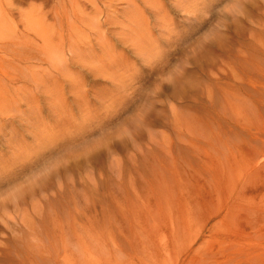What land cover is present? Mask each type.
<instances>
[{"label":"rangeland","instance_id":"obj_1","mask_svg":"<svg viewBox=\"0 0 264 264\" xmlns=\"http://www.w3.org/2000/svg\"><path fill=\"white\" fill-rule=\"evenodd\" d=\"M67 14L83 30L70 31ZM263 25L264 0H0V26L17 41L30 35L40 45L38 27L96 46L51 83L52 102L21 79L25 69L4 90L25 113L0 118V264H183L186 252L173 258V245L185 233L192 264H256L258 255L262 262ZM122 59L124 71L108 64ZM32 89L41 112L22 120ZM74 93L87 101L72 102ZM58 104L68 107L70 130L45 138Z\"/></svg>","mask_w":264,"mask_h":264},{"label":"bare ground","instance_id":"obj_2","mask_svg":"<svg viewBox=\"0 0 264 264\" xmlns=\"http://www.w3.org/2000/svg\"><path fill=\"white\" fill-rule=\"evenodd\" d=\"M169 2V1H168ZM178 2V1H177ZM185 2H186V0H185ZM129 3V2H128ZM128 3H127V5H128ZM179 3V2H178ZM177 3V4H178ZM127 5H125V7H127V8H129ZM180 5V4H179ZM178 5V6H179ZM133 6V5H132ZM131 6V7H132ZM181 7V6H180ZM126 9V8H125ZM136 9V8H135ZM129 10H130V8H129ZM128 10V11H129ZM71 11H73V10H71ZM78 11V10H77ZM76 11V12H77ZM125 11H127V9L125 10ZM78 13H79V11H78ZM150 13V12H149ZM56 14H58V13H56ZM65 14V13H64ZM74 14V13H73ZM249 14V13H248ZM68 15V14H67ZM72 14H70V15H68V16H66V18H68V20L66 21V23H68V25H69V29H70V31H71V28H75V29H77L76 31L77 32H80V30H83V28L81 29L77 24H80V25H82V26H85V23H77L76 21H69V19H71V18H74L73 16H71ZM77 15V14H76ZM154 15V14H153ZM246 15V14H245ZM60 16V15H59ZM69 16H71V18L69 17ZM130 16V15H129ZM48 17V16H47ZM46 17V18H47ZM61 17V16H60ZM133 17H135V16H133ZM249 17V16H248ZM33 18V17H32ZM35 18H36V16H35ZM40 18V17H39ZM38 18V19H39ZM45 18V19H46ZM75 18H76V16H75ZM127 18H129L128 16H127ZM126 18V19H127ZM38 19H36V20H38ZM42 19V18H41ZM77 19V18H76ZM133 19H135V18H133ZM158 19V18H157ZM248 19H250V18H248ZM31 20V19H30ZM35 20V19H34ZM47 20V19H46ZM60 20H63L62 18L60 19ZM59 20V21H60ZM110 20V19H109ZM108 19H107V21H109ZM128 20V19H127ZM130 21L132 20L131 19V17H130V19H129ZM136 20V19H135ZM254 21V20H253ZM31 23H32V21H30ZM115 22V21H114ZM9 23V22H8ZM47 23V22H46ZM49 23V22H48ZM52 23H54V22H52ZM63 23V22H62ZM5 24V23H4ZM7 24V23H6ZM50 24V23H49ZM57 24V23H56ZM89 25H86V27L87 26H89L90 28H92V26H95L96 25V22L95 21H92L91 23H88ZM123 24V23H122ZM10 25V24H9ZM31 25H33V23L31 24ZM44 25V24H43ZM1 26H3V25H1ZM1 26H0V54H3V55H0V118H3V116H4V114L5 113H8L9 111H15L16 113H17V116L19 117H17L18 119H20L21 118V116L20 115H24L23 113H25V112H22L21 110H20V108H22L21 107V104H23V103H21L22 101H14V100H9L8 98L9 97H4V90H7L8 91V86H10L11 87V85H10V83L11 84H13V82H12V80H16V77H17V72H20V73H23V70L25 69V70H27V71H29V73L27 74V76L25 77H22L21 79H24V80H26V82H28V80H31V82H33L34 84V89H36L37 91H38V93L40 94V93H43V94H45L46 96H48V94H49V98L48 99H46V101H49V102H52V98H53V94L57 91H55L54 92V88H52V89H50L51 87H52V84L51 83H53V85H56V86H58L59 84V76L60 75H62V72H63V70H66L67 68V66L68 65H70L71 63L72 64H74L75 63V60L77 59V56H78V54L83 50V48H85V47H87V48H89L90 49V52L92 53L93 51L94 52H96L95 51V47H92L91 45H92V42H85V43H83V45H80V44H77L76 42H71V39L70 40H68V41H64V39L63 38H59V40H57L56 38H50L48 35H47V33L44 31V32H42V31H40L39 29H37V28H34V27H32V28H34V29H32V30H34V32H35V37L39 40V41H41V44L40 45H38L37 43L35 44L34 42H36V41H34V39L35 38H29L28 36H30V35H26L27 36V40H22V41H17V39H16V36L15 37H11V35H10V33L12 32V30L10 29V28H1ZM26 26V25H25ZM40 26V25H39ZM56 26V25H55ZM57 26H58V24H57ZM146 26H148V25H146ZM264 26V25H263ZM4 27V26H3ZM36 27V26H35ZM42 27H44L45 28V26H42ZM98 27H100L101 28V26L100 25H98ZM97 27V28H98ZM43 28V29H44ZM80 28V29H79ZM88 28V27H87ZM149 28V27H148ZM148 28H146V29H148ZM64 28H62V30H63ZM89 29V28H88ZM27 30V29H26ZM50 30V29H49ZM58 30H59V28H58ZM58 30H56V31H58ZM61 30V29H60ZM252 30H254V29H252ZM11 31V32H10ZM17 31V30H16ZM93 31V30H92ZM10 32V33H9ZM27 32V31H26ZM29 32V31H28ZM31 32V31H30ZM53 32V31H52ZM60 32H62V31H60ZM59 32V33H60ZM73 32V31H72ZM76 32V33H77ZM87 32V31H86ZM7 33H8V35H10V37L12 38V40H10V41H8V42H6V37H8L7 36ZM15 33V32H14ZM63 33V32H62ZM70 33V35H71V32H69ZM68 33V34H69ZM92 33H95V32H92ZM172 33H174V32H171V34ZM58 34V33H57ZM101 34V33H100ZM17 35V34H16ZM18 35H20V34H18ZM34 35V34H33ZM54 35H56V34H54ZM84 35V34H83ZM98 35V34H97ZM173 35V34H172ZM174 35H176L175 33H174ZM173 35V36H174ZM61 36H63V35H61ZM90 36V35H89ZM101 36V35H100ZM151 36V35H150ZM149 36V37H150ZM153 36V35H152ZM251 36L252 37H254L255 36V34H254V32H251ZM23 37V36H22ZM22 37H21V39H22ZM86 37V36H85ZM171 37V36H170ZM262 37V39H263V35L261 36ZM19 38V37H18ZM74 38V37H73ZM80 38V37H79ZM81 38H82V36H81ZM89 37H87V39H88ZM91 38V37H90ZM136 38V37H135ZM5 39V40H4ZM8 39H9V37H8ZM55 39L58 41L57 43H56V41H55ZM68 39V38H67ZM101 39H102V37H101ZM106 39V38H105ZM131 39V38H130ZM138 39H140V38H138ZM138 39H137V41L135 40V42L136 43H138ZM37 40V41H38ZM78 40V39H77ZM96 40V39H95ZM104 40V39H103ZM109 40V39H108ZM127 40H129V39H127ZM132 40L134 41V39L132 38L131 39V42H132ZM141 40V39H140ZM171 40V39H170ZM34 41V42H33ZM113 41V40H112ZM120 41V40H119ZM123 41V40H122ZM105 42H107V41H105ZM114 42V41H113ZM134 42V43H135ZM155 42V41H154ZM26 43V45H27V43H31L32 45H33V47H31V49H30V47L28 48L26 45H24ZM81 43V42H80ZM110 43V42H109ZM17 44H20V45H23V46H21V48H19L18 46H17ZM30 44V45H31ZM66 44V45H65ZM99 44V43H98ZM102 44V43H101ZM141 44V43H140ZM148 44H150V43H148ZM19 45V46H20ZM29 45V46H30ZM134 45V44H133ZM132 45V46H133ZM147 45V44H146ZM156 45V44H155ZM94 46V45H93ZM99 46H101V45H99ZM103 46V48H105V46L104 45H102ZM132 46H130L129 45V47H132ZM141 46H143V45H141ZM148 47H149V45H147ZM151 46V45H150ZM153 46V45H152ZM264 46V45H263ZM138 47H140L139 45H138ZM147 47V48H148ZM135 48H136V46H135ZM143 48V47H142ZM141 48V49H142ZM153 49H154V47H152ZM30 49V50H29ZM100 49H102V48H100ZM107 49V48H106ZM112 49V48H111ZM131 49V48H130ZM132 49H133V47H132ZM139 49V48H138ZM140 49V50H141ZM158 49V48H157ZM103 50V49H102ZM113 50V49H112ZM111 50V51H112ZM134 50H136V49H134ZM146 50V49H145ZM144 49L141 51L142 53H144L143 51H145ZM150 50V49H149ZM156 50V49H155ZM64 51H68V52H70V54L71 53H73V55H72V57H68V58H64L63 56H61L60 57V55H61V53L62 52H64ZM87 51V50H86ZM110 51V52H111ZM147 51V50H146ZM85 52V51H84ZM137 52V51H136ZM138 52H140V51H138ZM148 52V51H147ZM152 52V51H151ZM155 52H157V51H155ZM96 53H94L93 55H92V57L95 55ZM138 54H140V53H138ZM146 54V53H145ZM152 54H153V52H152ZM124 55V54H123ZM141 55H143V54H141ZM65 56V55H64ZM87 56V55H86ZM149 56H150V54H149ZM159 56V55H158ZM106 57V56H105ZM114 57V56H113ZM134 57V56H133ZM147 58H148V56H146ZM146 57H144V58H146ZM151 57V56H150ZM154 57V56H153ZM161 57V56H160ZM82 58V57H81ZM85 58H87V57H85ZM90 58V57H89ZM111 58V57H110ZM127 58V57H126ZM135 58V57H134ZM138 58V57H137ZM97 59V58H96ZM106 59V58H105ZM128 59V58H127ZM127 59H125V60H123L122 59V65L121 66H119L120 64H121V62L120 63H118V62H115V61H113V64H110V60L109 61H107V62H109L108 64L109 65H114V67H122L121 68V71H124L126 68H127V66H128V62L129 61H127ZM133 59V58H132ZM90 60V59H89ZM102 60V59H101ZM111 60H113V59H111ZM116 60V59H115ZM129 60H131L130 58H129ZM141 60V59H140ZM144 60V59H143ZM148 60V59H147ZM146 60V61H147ZM150 60V59H149ZM159 60V59H158ZM97 61V60H96ZM95 61V62H96ZM103 61L104 62H106L104 59H103ZM103 61H101V62H103ZM118 61V60H117ZM76 62H77V64H81L82 63V61L81 60H76ZM84 62V61H83ZM85 62H86V60H85ZM88 62V61H87ZM86 62V63H87ZM91 62H93V61H91ZM103 62V63H104ZM115 62V63H114ZM99 63V62H98ZM155 63H157V62H155ZM160 63V62H159ZM85 64V63H84ZM107 64V65H108ZM133 64V63H132ZM147 64V63H146ZM32 65V66H31ZM40 65H45L46 66V69H42V70H35L38 66H40ZM91 65V64H90ZM95 65V64H94ZM103 65H106V64H103ZM102 65V66H103ZM109 65H108V68L106 69V70H108L109 71V68L111 67H109ZM159 65V64H158ZM29 66H31V67H29ZM75 66H77V65H75ZM86 66H87V64H86ZM93 66V65H92ZM97 66V65H96ZM148 67H146V68H148V69H152L154 66H156V64L154 65V63H150L149 65H147ZM29 67V68H28ZM98 67V66H97ZM105 67H107V66H105ZM113 67V66H112ZM159 67V66H158ZM157 67V68H158ZM48 68V69H47ZM69 68V67H68ZM94 68V67H93ZM93 68H91V69H93ZM96 68V67H95ZM94 68V69H95ZM104 68V67H103ZM129 68V67H128ZM127 68V69H128ZM156 68V67H155ZM70 69V68H69ZM88 69H90L89 67H88ZM93 69V70H94ZM93 70H92V73H93ZM155 70V69H154ZM105 71V70H104ZM116 71V70H115ZM128 71V70H127ZM110 72V71H109ZM64 73L66 74V71H64ZM99 73V72H98ZM119 73L120 72H118V73H116V74H118L119 75ZM67 74H69V72H67ZM105 74V73H104ZM108 74V73H107ZM107 74H105V75H107ZM124 74V73H123ZM205 74H206V72H205ZM205 74L203 75V76H205ZM22 75V74H21ZM97 75H99V74H97ZM114 75V74H113ZM113 75H111V76H113ZM128 74H126V76H127ZM110 76V75H109ZM132 76V75H131ZM19 77V76H18ZM69 77H71V76H69ZM117 77H119V76H117ZM117 77H115L116 79H117ZM123 77L124 76H121V79H123ZM139 77V76H138ZM142 77V76H141ZM113 78H114V76H113ZM8 79V80H7ZM61 79V78H60ZM62 79H63V76H62ZM67 79H68V77H66V81H67ZM71 79H72V77H71ZM70 79V80H71ZM73 79H74V77H73ZM120 79V80H121ZM143 79V78H142ZM54 80V81H53ZM68 81V82H72V81ZM11 81V82H10ZM63 81V80H62ZM65 81V82H66ZM74 81V80H73ZM124 81V80H123ZM44 82V83H43ZM75 82V81H74ZM119 82V81H118ZM61 83V82H60ZM67 83V82H66ZM77 83V82H76ZM81 83V82H80ZM208 79L206 78V77H203V79H202V81L200 82V85L202 86V91L204 92H206L207 93V91L209 90V87H208ZM63 84V83H62ZM72 84V83H71ZM78 84V83H77ZM77 84H75L76 85V87H78L77 86ZM116 84V83H115ZM120 84V83H119ZM74 85V84H73ZM80 86V85H79ZM19 87V86H18ZM25 87V86H24ZM62 87V86H61ZM70 87V86H69ZM73 87V86H72ZM14 88H17V86L16 87H14ZM22 88V87H21ZM19 89V88H18ZM73 89V88H72ZM71 89V90H72ZM81 89V88H80ZM79 89V90H80ZM22 90H23V88H22ZM78 90V91H79ZM82 90V89H81ZM21 91V90H20ZM20 91H18L19 93H20ZM24 91V90H23ZM27 91V90H26ZM58 91H60V90H58ZM75 91V90H74ZM10 92V91H9ZM35 92V91H34ZM123 92V94L125 95L127 92H124V91H122ZM16 93V92H15ZM22 93V92H21ZM29 95H30V97L28 98L27 96H25V101H23L24 102V104L26 103V107L28 108V112H29V116L28 117H25L24 119H22V120H32V119H36L35 118V116H36V113H38V115H40V112H41V109H40V107L39 108H37V111H35V109H33V106H34V104H33V102H31V99H32V93H33V89L32 90H30L29 92ZM47 93V94H46ZM63 93V92H62ZM80 93H82V91L80 92ZM76 94V93H74V94H76V97L78 96V97H80V98H75V96L74 97H72V102H75V100H77V101H80V102H86L87 101V99L86 98H84V94H82V96H83V98L81 99V94ZM24 94V93H23ZM42 94V95H43ZM57 94V93H56ZM71 94H72V92H71ZM73 94V95H74ZM73 95H71V96H73ZM118 95H120V93L118 94ZM124 95H120L119 97H117V98H122ZM62 96H63V94H62ZM4 97V98H3ZM19 97V96H18ZM22 97V96H21ZM44 97V96H43ZM56 97H59V99L61 98V96H57L56 95ZM111 97V96H110ZM114 97H116L115 95H114ZM17 97H15L14 99H16ZM20 98V97H19ZM35 98V97H34ZM35 99H38V98H35ZM34 99V100H35ZM54 99H55V97H54ZM58 99V98H57ZM58 99V100H59ZM104 99L105 98H103V101H104ZM108 100H109V98H107ZM211 99V98H210ZM22 100V99H21ZM58 100H56V102H58ZM89 100V99H88ZM99 101H100V98H99ZM49 102H47V103H49ZM106 102V101H105ZM54 103V102H53ZM60 103V102H59ZM11 104H12V107H11ZM56 104V103H55ZM101 104V103H100ZM40 105V104H39ZM66 108H68V107H62L61 109L59 108V104L58 105H56L55 107H54V111L55 112H58V114H56V116L57 117H55V119H57V120H55V126H50L49 127V130H47V134L45 135V133L43 134V136L46 138V136H49V135H51V134H53L56 138H59V140H61L62 139V137L65 135V134H67L68 132H69V130H70V128H69V126H70V122L71 121H67V125H66ZM54 112V113H55ZM61 112H63V113H61ZM64 126V127H63ZM67 126V127H66ZM69 128V129H68ZM13 129H14V127H13ZM12 129V130H13ZM67 132V133H66ZM188 136H190V129H187V135H186V137H188ZM43 137V138H44ZM247 175V174H246ZM244 178V177H243ZM220 179H221V181H225V180H227L228 178H225V176H221L220 177ZM231 184L233 185L234 184V181L232 180L231 181ZM231 184H230V186H231ZM260 207H261V204H259V205H257V211H259V209H260ZM263 215H264V210H263ZM49 215H51V213L49 214ZM51 217L53 218V223H54V225H53V228L52 229H55V227H57V225H56V219H54L55 217L53 216V214L51 215ZM59 217V216H58ZM245 219V218H244ZM59 220V219H58ZM58 222V224H59V221H57ZM56 225V226H55ZM60 227V225H58V228ZM255 235V234H254ZM258 236V235H257ZM261 236H263L264 237V234H261ZM259 238L260 239H262L261 237H260V235H259ZM179 239V241H175V243H174V245H173V258H177L178 259V254L179 253H182V252H186V256H188V258L186 259V262L184 263V262H182L183 264H192V258L190 257L191 256V243L190 244H188V241H190L189 239H190V236H189V233L188 234H184L181 238L179 237L178 238ZM264 239V238H263ZM258 240V239H257ZM261 242V241H260ZM255 243V242H254ZM254 245V244H253ZM187 248H186V247ZM251 247H252V245H251ZM264 246H262L261 244H257L256 245V248H255V250L257 251L258 249H260V250H258V252H259V254L261 253V248H263ZM252 248H254V246L252 247ZM186 250V251H185ZM250 255H252V254H250ZM256 255H258V253L256 254ZM171 257H172V255H170V259H171ZM191 259H190V258ZM255 257V256H254ZM261 259H262V256L261 255H258L257 256V259H256V264H263L264 262V258H263V260H262V262H261ZM171 260H173V259H171Z\"/></svg>","mask_w":264,"mask_h":264}]
</instances>
